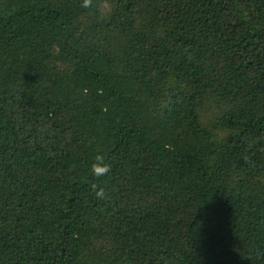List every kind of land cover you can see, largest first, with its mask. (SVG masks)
I'll return each instance as SVG.
<instances>
[{"label": "trees", "instance_id": "obj_1", "mask_svg": "<svg viewBox=\"0 0 264 264\" xmlns=\"http://www.w3.org/2000/svg\"><path fill=\"white\" fill-rule=\"evenodd\" d=\"M0 264H264V0H0Z\"/></svg>", "mask_w": 264, "mask_h": 264}, {"label": "clouds", "instance_id": "obj_2", "mask_svg": "<svg viewBox=\"0 0 264 264\" xmlns=\"http://www.w3.org/2000/svg\"><path fill=\"white\" fill-rule=\"evenodd\" d=\"M85 4H87V0H85ZM93 173L95 175H102L105 172L108 171L107 166L99 167V166H93ZM97 196H103V189H100L96 192Z\"/></svg>", "mask_w": 264, "mask_h": 264}]
</instances>
